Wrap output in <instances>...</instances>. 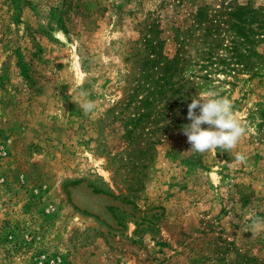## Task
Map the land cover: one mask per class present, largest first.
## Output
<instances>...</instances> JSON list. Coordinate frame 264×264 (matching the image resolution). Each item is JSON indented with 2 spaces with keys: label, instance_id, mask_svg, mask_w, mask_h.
<instances>
[{
  "label": "rangeland",
  "instance_id": "374dc122",
  "mask_svg": "<svg viewBox=\"0 0 264 264\" xmlns=\"http://www.w3.org/2000/svg\"><path fill=\"white\" fill-rule=\"evenodd\" d=\"M238 6L264 24V0H0V264H264V37L226 65ZM185 89L232 101L236 149L190 150Z\"/></svg>",
  "mask_w": 264,
  "mask_h": 264
},
{
  "label": "clouds",
  "instance_id": "9594fccd",
  "mask_svg": "<svg viewBox=\"0 0 264 264\" xmlns=\"http://www.w3.org/2000/svg\"><path fill=\"white\" fill-rule=\"evenodd\" d=\"M80 107L87 115L95 110L96 104L82 94ZM187 119L190 123L182 126V132L191 145L190 150L201 154L216 148L232 151L247 131L234 114L232 101L211 91L200 98L191 99L187 105ZM246 160L243 153H235L238 164H244ZM250 227L254 236L259 235L264 230V220L256 219Z\"/></svg>",
  "mask_w": 264,
  "mask_h": 264
},
{
  "label": "trees",
  "instance_id": "16d2710c",
  "mask_svg": "<svg viewBox=\"0 0 264 264\" xmlns=\"http://www.w3.org/2000/svg\"><path fill=\"white\" fill-rule=\"evenodd\" d=\"M228 16L231 18L228 31H232L234 35H237L240 38V41L239 44H236L235 40L231 38L229 41V46L223 47L224 48L223 50L230 52V56L228 57L230 59V63H226L223 59L218 60V63L219 64L226 63L227 66H229L230 64L239 65L241 68L244 69L246 68V64H245L246 59L243 57V55L240 52H238V46L244 43H250L249 38L255 35L263 38L264 24L262 22H257V26H256L257 31L251 29L250 25L256 22L257 20L255 18V14H253L252 11L247 10L246 7L244 6L236 7L235 9H233V11L228 13ZM198 17H201L200 14H193V21L190 23L189 25L190 27L194 25L193 23L196 22V19ZM208 31H209L208 32L209 35H213L212 38H210L207 34H204L203 37L205 39L209 37V41L207 40L200 41V44H202L204 48L194 51V54L192 55L195 61L193 65H198V69H204L209 65H212L216 59L214 57V50L219 46H217L214 41L217 40L219 34H217L215 28H213L211 31L210 30ZM193 38L194 37L190 35V32H185V42H189ZM186 54L187 53L185 52V69L187 68L188 66L187 64H189L191 60L190 59L191 57ZM176 64H177V57H173L165 64L164 73L168 74V77H171L169 74L173 75L175 73ZM231 69L228 68V72H232L233 70ZM218 71L224 72L223 69ZM188 94H189V89H185V113L187 112V105L190 103V101L187 100Z\"/></svg>",
  "mask_w": 264,
  "mask_h": 264
}]
</instances>
